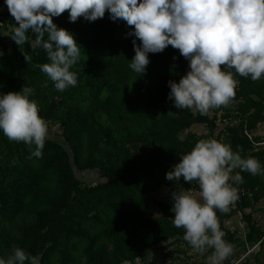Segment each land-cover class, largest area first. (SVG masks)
<instances>
[{
    "label": "trees",
    "instance_id": "1",
    "mask_svg": "<svg viewBox=\"0 0 264 264\" xmlns=\"http://www.w3.org/2000/svg\"><path fill=\"white\" fill-rule=\"evenodd\" d=\"M5 10L7 6L0 0V17ZM53 22L71 32L81 48L78 63L70 69L77 74L76 86L64 91L53 88L50 78L37 67L49 61L42 47L36 46V35L31 31L27 43L16 45L10 40L6 55L0 59L5 69L0 71V81L9 92H17L21 84L33 86L31 99L37 104H42L41 94L61 95L64 101L57 111V121L67 145L65 148L47 139L42 157L36 158L31 155L34 145L10 141L0 132V246L20 247L39 256L41 264H49L57 254L61 264H71L74 258L69 247L74 240H83L88 264H133L151 249L184 240V229L173 226L169 205L158 203L162 216L151 218L150 198L164 186L173 192L181 189L166 179V173L201 140L190 132L195 126H204L218 141L228 133L224 144L264 165V151H255L248 137L264 124V79L252 81L236 74V96L227 107L206 115L178 110L168 99V83H178L190 70L178 49L168 46L162 53H150L146 72L140 75L129 67L135 55V37L126 35L132 30L126 21H112L106 12L94 22L80 17L72 23L66 11L53 17ZM25 56L30 58L27 62ZM128 75L137 82L142 103L153 114L136 129L119 131L113 122L124 109L115 98L125 94L122 76ZM3 90L0 88V93ZM219 116L237 118L240 124L222 129L217 123ZM181 134L187 135L181 138ZM75 168L97 172L99 184L84 186ZM241 175L244 182L234 185L240 203L232 206L250 211L246 216V241L263 247L264 232L253 221V213L264 202V179L248 172ZM180 182L184 190L198 189L195 181ZM232 206L226 213L217 210V216L224 239L234 244L236 233L227 231L224 225L234 215ZM90 212L94 213L95 224L102 227L95 235L86 229ZM25 215L35 223L12 235L11 230Z\"/></svg>",
    "mask_w": 264,
    "mask_h": 264
},
{
    "label": "clouds",
    "instance_id": "2",
    "mask_svg": "<svg viewBox=\"0 0 264 264\" xmlns=\"http://www.w3.org/2000/svg\"><path fill=\"white\" fill-rule=\"evenodd\" d=\"M4 3L15 21L11 40L21 45L29 41V31L36 35L35 44L42 47L49 61L37 67L58 91L77 85V74L70 69L78 63L81 52L74 35L53 22V17L66 11L72 23L80 17L94 22L107 12L112 21L122 19L132 26L126 34L135 37L132 41L135 55L129 67L140 75L146 72L150 53H162L168 46L178 49L190 69L178 83H168V99L178 110L206 115L231 104L239 84L236 74L252 81L264 79V0H4ZM25 59L27 62L30 58ZM33 95L34 90L26 85L20 92L0 93V132L10 141L34 145L31 155L40 158L49 130L37 102L31 99ZM241 172L264 175V165L255 157H242L231 145L208 138L199 140L166 173L169 181L178 183L183 179L198 184V191L181 188L172 194V223L184 229V241L194 253L206 257L205 264H225L233 255L234 245L224 239L217 210L226 213L238 201V188L234 185L244 182ZM209 250L211 254L206 255ZM0 264H41V259L15 247L6 259L0 257Z\"/></svg>",
    "mask_w": 264,
    "mask_h": 264
},
{
    "label": "rangeland",
    "instance_id": "3",
    "mask_svg": "<svg viewBox=\"0 0 264 264\" xmlns=\"http://www.w3.org/2000/svg\"><path fill=\"white\" fill-rule=\"evenodd\" d=\"M1 13L0 53H3V55H0V59L6 55V50L8 47H10V40L12 39L15 26L14 18L11 16L8 9L2 11ZM2 63L3 61L0 60V71L5 70ZM122 79L125 94L121 98L116 97L115 99L123 106L124 111L121 113L120 117L116 118V121L113 122V125L116 127V129H119V131H123L125 129H136L140 122L151 119L153 114L145 105H143V94H141L137 82L130 75L124 77L122 76ZM51 83L53 84V88H55L54 82L51 81ZM25 85L34 90L33 86L21 84L17 92H20ZM0 88H4L1 93H9L8 87H6L2 81H0ZM105 96L107 97V95ZM106 97L104 98L105 101ZM39 101L42 102V104H38L40 116L48 124L49 131L47 139L60 143L65 148H67L62 136V129L57 121V111L60 109V105L64 99L61 97V95L50 92L41 94L39 96ZM101 120L104 121V123H109L105 117H102ZM190 132L196 133L201 138V140L212 138L209 136L210 132L204 126H195ZM186 135L187 134H181V138L185 137ZM251 135L255 136L259 140L264 139V124L262 123L258 125L256 131ZM228 136V133H225L221 137L220 142L225 143ZM214 138H217V136H214ZM75 170L77 178L82 181L84 186L95 187L99 184L100 178L97 172H79L76 168ZM260 177L264 179V175H260ZM173 182L177 183L176 181ZM177 185L184 189L180 181L177 183ZM173 193V191L164 186L158 192L152 194L150 198V216L152 219H157L162 216V210L158 203L169 205L171 209L173 208ZM122 204L124 205L126 203L123 202ZM231 209L234 211V215L225 220L224 225L227 231L235 232L236 237L233 244V255L225 261V264H264V246L261 247L260 244L251 246V244L246 241V236L248 235L246 216L249 215L250 211L248 209L239 210L235 206H232ZM90 213L86 229L88 233L95 235L102 230V227L95 224L94 220L92 219V215L94 213ZM253 221L261 228L262 232H264V202L259 203L256 207V211L253 213ZM34 223L35 221L30 215H25L23 219L15 224V228L11 230V233L12 235L16 236L18 235L19 228L26 227ZM72 245L73 246L70 245L69 247L70 255L74 258V262L71 264H88L85 256L83 255L85 241L74 240ZM12 252L13 249L0 246V257H4L6 259L10 254H12ZM208 254H211V250H209L206 255ZM205 258L206 257H201L199 254L194 253L191 249V246L188 245L186 241L182 240L176 244H162L158 248L151 249L145 253L142 258L137 259L133 264H205ZM49 264H61L60 255H53L50 258Z\"/></svg>",
    "mask_w": 264,
    "mask_h": 264
},
{
    "label": "built area",
    "instance_id": "4",
    "mask_svg": "<svg viewBox=\"0 0 264 264\" xmlns=\"http://www.w3.org/2000/svg\"><path fill=\"white\" fill-rule=\"evenodd\" d=\"M217 123L222 129H225V127L234 128L240 124V120L234 117L222 118L219 116ZM248 137L252 141L255 151H264V139L256 141L255 136L251 134H248ZM238 203H240V199Z\"/></svg>",
    "mask_w": 264,
    "mask_h": 264
}]
</instances>
